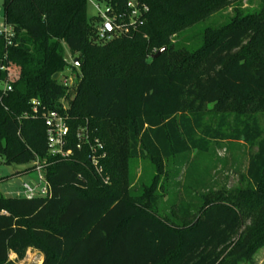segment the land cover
<instances>
[{
	"label": "trees",
	"instance_id": "1",
	"mask_svg": "<svg viewBox=\"0 0 264 264\" xmlns=\"http://www.w3.org/2000/svg\"><path fill=\"white\" fill-rule=\"evenodd\" d=\"M89 1H3L15 36L9 44L0 35V80L13 69L18 77L0 99V161L34 169L36 157L48 155L33 100L68 117L65 148L73 152L49 156L50 197L0 195V264H16L10 255L21 259L29 249L44 254L43 264L254 263L264 247V108L254 105L264 99V0L206 27L196 49L172 36L231 0H137L149 7L143 24L119 34L107 27L105 39ZM92 1L115 23L130 22L129 0ZM67 51L78 57L70 86L53 78L70 66ZM79 127L104 143L108 183L90 144L77 147ZM224 141L256 148L237 195L197 208L152 189L130 192V159H172L175 175L199 174L201 159ZM247 220L254 226L242 232Z\"/></svg>",
	"mask_w": 264,
	"mask_h": 264
},
{
	"label": "rangeland",
	"instance_id": "2",
	"mask_svg": "<svg viewBox=\"0 0 264 264\" xmlns=\"http://www.w3.org/2000/svg\"><path fill=\"white\" fill-rule=\"evenodd\" d=\"M3 1L0 0V25L5 22ZM261 3L262 0H231L230 4L223 9L174 34L172 40L193 49L199 48L202 45L206 27L222 26L234 16L236 8L254 10L259 8ZM101 9L103 11L104 6H101ZM88 15L89 17L99 16L98 30L101 28V24L107 21V18L98 11L92 1L88 3ZM113 30V34H119L117 29ZM67 59L70 66L65 69L63 74L60 73L58 79L63 84L70 86L76 78L75 67L79 71L75 62L78 57L67 51ZM9 71L12 77L18 73L16 69ZM254 105L258 106L259 109H263L264 99H258ZM213 113L214 111L209 110L207 112L208 117ZM214 145V149L201 159L199 174L188 173L183 168L178 175H175L177 164L172 159H162L161 161H155L149 157L130 159V172L133 178L130 192L141 194L152 189L154 195L166 197L169 195L173 198L176 196L177 202H193L197 204V208L203 206L204 203L236 194L234 190L244 187L246 184L242 182L241 175L246 172L249 157L256 148L251 149L242 141H224ZM30 165H33V162ZM24 182L35 185L37 183V172L29 169L28 165L7 164L0 161V195L5 197L22 196L21 190ZM159 207L170 208L169 204L164 203L162 200ZM172 208L171 212L177 211V207ZM177 218L183 222L192 220L180 216H177ZM252 226H254L253 222L247 220L242 232L252 228ZM10 258L16 260V264H43L44 262V254L36 249H29L21 259H17L15 254H11ZM241 264H264V247L257 253L254 263L244 262Z\"/></svg>",
	"mask_w": 264,
	"mask_h": 264
},
{
	"label": "built area",
	"instance_id": "3",
	"mask_svg": "<svg viewBox=\"0 0 264 264\" xmlns=\"http://www.w3.org/2000/svg\"><path fill=\"white\" fill-rule=\"evenodd\" d=\"M92 1V0H91ZM96 8L101 12L107 21L101 24L99 29L100 38L105 39V32L107 28V23L111 25V29H117L120 31H128L130 27L136 28L137 25L143 24L144 16L149 11L147 5L140 6L137 0H129L127 3V8L129 11L130 22L127 25H119L115 23V17H110L108 15L109 8H105L103 11L101 5L95 1ZM0 35H2L7 43H12V39L15 36V31L12 26H9L6 22L0 25ZM10 71H8V76L5 81L0 80V99L3 95L13 90V81L18 77V73L15 76H10ZM33 114L43 117L46 127H47V138H48V155L45 157L37 156L33 162V171L37 172V183L31 185L28 182L23 183V189L21 190V195L28 199L34 197H50L52 195L51 184L47 178L46 170L49 164V156L67 159L71 156L72 150L66 149L68 142V136L70 132V125L68 123V117L58 110L47 109L45 106L40 109L41 102L38 100H33ZM28 117L30 114L25 112L23 114ZM78 144L77 147L80 149L86 143L90 144L91 156L90 160L93 167L95 168L98 175H100L105 183L109 182V176L104 175V167L102 165V159L106 157V151L104 143L99 138H94L91 140L90 134L86 127H79L76 133Z\"/></svg>",
	"mask_w": 264,
	"mask_h": 264
},
{
	"label": "water",
	"instance_id": "4",
	"mask_svg": "<svg viewBox=\"0 0 264 264\" xmlns=\"http://www.w3.org/2000/svg\"><path fill=\"white\" fill-rule=\"evenodd\" d=\"M107 25V27L109 28V29H111V25L109 24V23H107L106 24ZM166 50V47H163V48H161L154 56L156 57V56H158V55H160L163 51H165ZM59 76H60V73L59 72H57V73H55L54 74V76H53V78L55 79V80H57L58 78H59Z\"/></svg>",
	"mask_w": 264,
	"mask_h": 264
}]
</instances>
